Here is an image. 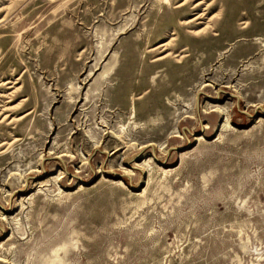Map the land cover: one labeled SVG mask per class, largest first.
I'll return each instance as SVG.
<instances>
[{"label":"rangeland","instance_id":"1","mask_svg":"<svg viewBox=\"0 0 264 264\" xmlns=\"http://www.w3.org/2000/svg\"><path fill=\"white\" fill-rule=\"evenodd\" d=\"M182 1L0 0V264H264V0Z\"/></svg>","mask_w":264,"mask_h":264},{"label":"bare ground","instance_id":"2","mask_svg":"<svg viewBox=\"0 0 264 264\" xmlns=\"http://www.w3.org/2000/svg\"><path fill=\"white\" fill-rule=\"evenodd\" d=\"M15 0H10V4L12 3V2H14ZM164 1H167V0H164ZM185 2V0L184 1H182L181 3H179L178 5H176L175 7H181L182 5H183V3ZM203 3H205V2H203V0H200V1H197V2H195V3H193V7H200ZM207 6L209 5V3L208 4H206ZM206 6V7H207ZM206 7L204 8V9H206ZM204 12L203 13H200V14H198V15H196L193 19H191V20H187V21H185V22H183L184 24H189L191 21H193V20H196V19H199V18H202L203 16H204ZM3 19H0V22L2 21ZM209 21V19L207 20V22ZM208 24V23H207ZM198 31L199 30H197V31H195V32H193L194 34H196V33H198ZM175 38V37H174ZM174 38H172V39H174ZM171 40V39H170ZM168 43H169V41H167V42H165V43H163V44H161L160 46H158V47H162L163 49H165L166 48V46L168 45ZM172 54V51H168L167 53H165L164 55H161V56H159L157 59H162V58H165V57H167V56H169V55H171ZM177 59H179V57L177 58ZM1 117V116H0ZM4 117H6V116H3V118ZM227 122H228V119H227V117L225 118V121H224V123H223V126H225L226 124H227ZM2 259H0V261H1Z\"/></svg>","mask_w":264,"mask_h":264}]
</instances>
